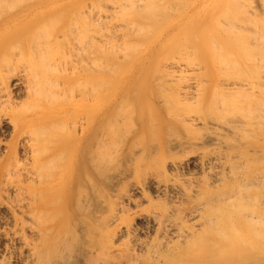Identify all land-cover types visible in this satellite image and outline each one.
I'll list each match as a JSON object with an SVG mask.
<instances>
[{
    "label": "bare ground",
    "instance_id": "1",
    "mask_svg": "<svg viewBox=\"0 0 264 264\" xmlns=\"http://www.w3.org/2000/svg\"><path fill=\"white\" fill-rule=\"evenodd\" d=\"M144 1L96 16L86 0H0V133L9 132L0 138V264H264V69L255 73L264 59L251 44L248 61H188V50L186 61L149 60L181 22L161 27L160 0ZM166 7H157L164 17ZM125 9L159 20V48L112 51L104 63L105 48L123 42L112 45L116 32L94 23ZM231 15L218 24L263 39L262 14L251 27L240 14L246 31ZM134 20L116 36L125 46ZM184 148L192 160L174 156Z\"/></svg>",
    "mask_w": 264,
    "mask_h": 264
},
{
    "label": "rangeland",
    "instance_id": "2",
    "mask_svg": "<svg viewBox=\"0 0 264 264\" xmlns=\"http://www.w3.org/2000/svg\"><path fill=\"white\" fill-rule=\"evenodd\" d=\"M103 0H86V2H87V6L89 7H87V9H88V13H92V14H94V13H96V12H99L100 14L102 13L101 11H104V10H111L112 11V8H110V7H112V5L111 4H113L114 6L115 5H117V4H119L120 2H124L125 0H114V1H112V0H110V2H108L107 0H106V2H108V3H106L105 2V0H104V3L102 2ZM117 1V2H116ZM119 1V2H118ZM127 1V0H126ZM148 3H150V2H152V0L151 1H149V0H146ZM146 1H144V2H146ZM157 2L156 0H153V2ZM159 1V0H158ZM164 1L165 0H163V3H162V0H160V2H157V4H159L158 6H159V9L160 8H162V6L164 7V5L166 4V3H168V5H169V7H172L173 6V8H172V10L170 11L171 13L170 14H167L166 12L167 11H169V10H167L165 13L167 14V15H165V17L163 16V14H162V12H160V10H158V6H157V4L155 3V5H153V6H155V8H156V10H153V12L154 11H156L155 13H157L158 11H159V13H157V14H159V17H161L160 19H159V17H158V19L160 20H155V17L154 16H150V15H152V14H144L143 12L141 13V11H138V10H136L135 12H131L130 11V13H132L133 15H134V13H139L138 15L139 16H137V14H135L134 15V17H133V15L131 16V15H129L128 14V10L127 9H125V10H127V11H125V12H123V11H121L120 12V14H121V16H122V14H127V16L125 15H123V19H121L122 17H119V15L118 14H116V13H111V15H110V13H109V11L107 12L106 11V14L107 13H109V14H107V16H111V17H113L114 16V18H111L110 17V19L111 20H109L108 19V17H107V19H108V21L105 23V22H103V24L101 23V24H99V25H97L96 24V22L94 23V25L96 26V28H100L101 27V25H104V26H102L100 29H103L104 30V28L105 29H107L108 28V30H109V32H111L112 33V31L115 33L116 32V35L113 33V35H115V37H114V39L112 40V42H115L114 44H112V45H119V43L121 44L122 42H123V44H121L120 46H118V47H114L113 49H111L110 47H106L105 49L106 50H108V51H110V49H111V52L112 51H114V53H115V51L116 52H120L119 54L120 55H123V53L124 54H126V52H127V54L130 56V54H131V56H138V54H144V53H146V51L147 50H149V49H151L154 45H156V42L158 43V46L161 48H159L158 46H154L155 48H159V49H157V54L159 55V56H157V54H156V49H154L152 52H153V54H149V55H147V56H150L148 59L149 60H151V59H158V58H163V56H164V58L166 59V57L168 58H175V59H179V60H181L180 59V57L181 58H183L184 57V55L186 56V54L184 53V52H186L187 50V59H188V61H189V59H191V60H196V61H201L203 58H204V60H215L216 61V55H217V59H219L220 60V58H221V60H222V57H224V55H227V56H225V57H228L227 59L228 60H236V61H239L238 59H241L240 61H245V59L246 58H248V56H250V58L249 59H246L247 61L248 60H250V59H252L251 57H253L254 56V52H255V56L253 57L254 59L256 58V59H264L263 57L261 58V56H264V37H262L263 39V41L261 40V38H260V40L262 41V43L263 44H261V41H257V39L259 40V37H257V34H255L256 36L255 37H257V39H255V37H252V35L253 34H251L252 32H253V30H252V28H247L246 26V28L247 29H251L252 30V32L250 33V32H248V30H247V34H246V32H245V34H246V37H247V42H246V37H245V35H244V33L241 31V30H239L238 31V29H236L237 27H236V25H232L231 23H230V26H228L229 24H227V26L229 27V28H227V26H225V24L223 23V26L222 25H219L220 23L218 22V20L220 19V22H224L225 21V23H226V21H228V20H230V16L229 17H227L229 14H233L234 16L236 15V17H232V15H231V17L232 18H234V19H237L238 20V18L241 16V15H244L240 20L241 21H245L246 20V18L248 19L247 21H250V22H252V20H250V19H252L253 18V21H254V17L256 18V20L259 18V20H257V22L258 21H261V18H262V16H263V19H262V21L264 22V5L262 4V3H260V0H253V3H252V0H245V1H247L248 3H249V6H248V3H246V2H244L243 0H239V3L238 2H236V3H238L242 8H240V7H235L236 5H238V4H236L235 3V0L234 1H232L231 0V2H230V0H177V1H175V0H166L165 2L166 3H164ZM185 1V2H184ZM229 2V4H228V2ZM91 2V3H90ZM96 2V3H95ZM152 2V3H153ZM176 2V3H175ZM179 2L181 3L180 5H179ZM182 2H184V3H182ZM235 3L234 5L235 6H233V4L232 3ZM254 2H257V3H254ZM261 2H263L262 0H261ZM91 4V6H90V4ZM94 3V4H93ZM106 3V4H105ZM125 3H127V2H125ZM152 3H150L149 5H152ZM170 3V4H169ZM178 3V4H177ZM224 4L222 7H221V5L222 4ZM228 4V6H227V4ZM244 3V4H243ZM260 3V4H259ZM96 4H98V6L96 5ZM142 4L144 5V3H143V0H142ZM147 4V3H146ZM164 4V5H163ZM172 4V5H171ZM174 4H176V5H174ZM245 6L246 8H243V6ZM261 4H262V6H261ZM94 5V6H93ZM109 5V6H108ZM171 5V6H170ZM179 5V6H178ZM183 5H185V6H183ZM232 5V6H231ZM238 5V6H239ZM247 5V6H246ZM254 5H256L255 6V9L253 8V10H254V12L255 13H253V10H252V6L254 7ZM259 7H258V6ZM102 6V7H101ZM104 6V7H103ZM106 6V7H105ZM125 6H126V4H125ZM128 6V5H127ZM153 6H152V8H153ZM176 6V7H175ZM183 6V7H182ZM224 6H226L229 10V12H230V10H231V13H229L228 11H226L225 10V8L226 7H224ZM169 7H166V8H169ZM224 7V8H223ZM248 7V8H247ZM92 8V9H91ZM128 8V7H127ZM145 8H150V6L148 7V5H146V7ZM155 8H153V9H155ZM175 8V9H174ZM223 10H222V9ZM226 8V9H227ZM236 8V9H235ZM92 11H91V10ZM95 9V10H94ZM96 9H97V11H96ZM101 11H100V10ZM163 9V8H162ZM165 9V8H164ZM161 10V11H163V13H164V11L165 10ZM170 9V8H169ZM238 9H242V13H241V11H238ZM243 9H245L244 11H245V13L243 12ZM174 10V11H173ZM180 10V11H179ZM221 10L223 11V14L225 13L226 14V17H225V20H224V16L222 17V18H220V15H219V17H218V14H222V12H221ZM247 10H248V13H247ZM255 10H257V11H255ZM261 10H262V12H261ZM95 11V12H94ZM138 11V12H137ZM225 11V12H224ZM94 12V13H93ZM221 12V13H220ZM229 14H228V13ZM234 12V13H233ZM257 12H258V14H257ZM99 13H97V15L99 14ZM194 13V14H193ZM238 13V14H237ZM99 14V15H100ZM117 16H116V15ZM142 14V15H141ZM241 14V15H240ZM248 14V15H247ZM250 14H253V15H250ZM261 14H262V16H261ZM94 15H96V14H94ZM94 15H90L89 16V21L91 22V23H93V18H91V16L92 17H95ZM96 15V16H97ZM143 15H145V16H143ZM147 15V16H146ZM163 17H162V16ZM169 15V16H168ZM237 15H238V17H237ZM135 16H136V18H135ZM141 16V17H140ZM168 16V17H167ZM246 16V17H245ZM251 16H253V17H251ZM259 16H261V17H259ZM132 17V19L134 20V18L136 19V20H134V23L135 24H139L140 26H141V28L143 29V28H145V29H143V31L144 30H147V31H144V32H142V30H141V28L139 29V27L137 26V28L142 32V34L144 35H142L141 37H140V39L139 38H137V37H139L140 35H141V32L139 33V32H137L136 33V31L138 30L137 28V30L135 29V27H133V26H136V25H134V23L132 24V28L131 29H133L134 28V32H131L130 30H128L127 29V38H128V43L130 42V45L129 44H127V46H125V44H124V39H120L119 37H116L118 34L119 35H121L122 33L124 34V33H126V24H124L127 20H129L130 18ZM143 17H144V19H143ZM146 17H147V20H149L148 22H150L151 21V24H149L148 22H147V20H146ZM153 17V18H152ZM216 17V18H215ZM91 18V19H90ZM117 18V19H116ZM126 18V19H125ZM150 18V19H149ZM181 18V19H180ZM214 18H215V20H214ZM226 18L228 19V20H226ZM139 21H138V20ZM140 19H143V20H140ZM223 19V21H221ZM242 19H244V20H242ZM163 20V21H162ZM180 20V22H181V24H180V26L178 27V28H176L175 30H172L173 32H174V34H173V32L172 31H170V33L172 34V35H168L166 38H168V39H162V40H158L157 38H158V34L160 33V31H161V27L163 26V25H165L166 23H169V22H176V21H179ZM236 20V21H237ZM240 20H238V22L240 21ZM114 21V22H113ZM116 21V22H115ZM137 21V22H136ZM143 22V24H144V22H145V24L147 25H143L142 23H140V22ZM155 21V23L156 22H160L162 25H161V27H157V26H160V23L158 24V23H156L157 24V26L155 25V23L153 24L152 22H154ZM231 22H233V19L232 20H230ZM235 20H234V24H236V23H238V22H236ZM247 21H245V23L247 22ZM121 22H122V24L124 25V26H122V24H121ZM236 22V23H235ZM91 23H89V24H91ZM115 23V24H114ZM148 23V24H147ZM164 23V24H163ZM217 23V24H216ZM219 23V24H218ZM240 23V22H239ZM238 23V24H239ZM245 23H243L242 22V24H245ZM247 23H249V22H247ZM246 23V24H247ZM255 23H256V21H255ZM262 23V22H261ZM261 23H256V25H258V26H260V27H262L263 28V30H264V26H261ZM109 24H112L111 26L109 25ZM142 24V25H141ZM241 23H240V25L238 26L239 28H241L242 30H243V26L244 25H242ZM260 24V25H259ZM262 24H264V23H262ZM93 25V24H92ZM90 26V28H89V30L91 29V28H93V30H98V29H96L95 27H93V26ZM118 25H120V26H118ZM235 28V30H234V28L232 27V26ZM248 25V24H247ZM249 27H251L252 25H253V22L252 23H249ZM107 26H109V27H107ZM113 26V27H112ZM122 26V27H121ZM143 26V27H142ZM148 28V29H146V27ZM150 26H151V28H150ZM241 26V27H240ZM104 27V28H103ZM107 27V28H106ZM119 28L121 31H119L117 28ZM153 27V28H152ZM221 27H223V28H221ZM225 27H226V29H225ZM253 27H255V29L254 30H256L257 28H256V26H255V24H254V26ZM258 28V29H261L262 30V28ZM109 28H113V29H115V30H111V29H109ZM155 28H158V29H155ZM197 28H198V30H197ZM230 28L232 29V30H234V34H232L233 33V31H230ZM245 28V29H246ZM154 29H155V33H152V30H153V32H154ZM244 29V30H245ZM257 29V33H258V36L260 35V34H262L261 33V31H260V34H259V30ZM92 30V29H91ZM102 30V31H103ZM111 30V31H110ZM124 30V31H123ZM150 30V31H149ZM159 30V31H158ZM207 30L209 31V33L207 32ZM224 30H226V31H224ZM227 30H229V31H227ZM243 30V31H244ZM250 30V31H251ZM95 31H91V35L93 34L94 35V33H95V35L94 36H91V37H93L92 39H94V37H96V34L98 35V33H96ZM105 31V30H104ZM129 31V32H128ZM158 31V32H157ZM196 31V33H194ZM211 31V32H210ZM235 31H237V33H235ZM246 31V30H245ZM94 32V33H93ZM98 32V31H97ZM118 32V33H117ZM120 32H121V34H120ZM129 33H130V35H133V36H130L129 35ZM149 33V35H147ZM250 33V34H249ZM254 33V32H253ZM136 34V35H135ZM146 34V35H145ZM152 34H154L153 36L154 37H152L151 38V36H152ZM192 34V35H191ZM208 34H210L209 36H208ZM238 35V36H236L235 37V35ZM241 34H243L242 35V38L240 37L241 36ZM175 35V36H174ZM228 35V36H227ZM250 35V36H249ZM263 35V34H262ZM261 35V36H262ZM137 36V37H136ZM212 36V37H211ZM254 36V35H253ZM135 38L134 40L133 39H130V38ZM148 37V38H147ZM169 37H172L171 38V41L169 42L168 41V43L166 42L167 40H170V38ZM183 37V38H182ZM188 37V38H187ZM190 37V38H189ZM211 39H210V38ZM215 37V38H214ZM222 37V38H221ZM231 37H232V39H231ZM234 37V38H233ZM196 38V39H195ZM236 38V39H235ZM252 38V39H251ZM143 39H144V41H143ZM148 39V40H147ZM151 39V41L153 40V42H151V41H149ZM157 39V41H155ZM186 39V40H185ZM191 39V40H190ZM193 39V40H192ZM229 39V40H228ZM251 39V40H250ZM253 39H255L253 42H252V40ZM121 40V41H120ZM135 40H137V42L135 41ZM190 40V41H189ZM210 40H212V41H210ZM218 42H217V41ZM222 40V41H221ZM227 40V41H226ZM235 40V41H234ZM243 40V41H242ZM134 41V42H133ZM141 41H142V43H141ZM149 41V42H148ZM155 41V42H154ZM160 41V42H159ZM161 41H164V42H161ZM213 41H214V43H213ZM234 43H233V42ZM240 41V42H239ZM242 41V42H241ZM249 41H251V42H249ZM257 41V42H256ZM132 42H133V44H135V43H138V42H140L141 43V45L143 44L144 46H145V44L146 43H148L149 45H151V46H149L148 44H146V45H148V47H149V49H148V47L147 46H145L146 47V51H144L143 49L145 48L143 45L140 47H138V45H140V44H136V45H133L132 44ZM185 43V45L184 44H182V43ZM210 42V43H209ZM221 42V43H220ZM224 44H223V43ZM259 42V43H258ZM145 43V44H144ZM154 43V44H153ZM164 45H163V44ZM190 44L189 46H188V44ZM211 43H213V44H211ZM219 43V44H218ZM250 43V44H249ZM162 44V45H161ZM209 44V45H208ZM215 44V45H214ZM241 44V45H240ZM242 44H244V46L242 45ZM256 45V46H254L255 47V51H254V47L252 48V45ZM262 45L263 46V48L260 46V45ZM130 46V48H131V46L132 47H136V48H134V52L135 51H137V52H133L132 50H130V53L128 52V49L127 48H124V47H129ZM176 45H178V46H176ZM181 45H182V47H181ZM214 45V46H213ZM216 45L218 46V47H216ZM222 45V46H221ZM235 45H237V46H235ZM247 45V46H246ZM259 45V46H258ZM109 46V45H108ZM163 46V47H162ZM171 46V47H170ZM194 47V51L193 52H195V53H192V50L193 49H191V48H193ZM206 46V47H205ZM208 46V47H207ZM221 48H220V47ZM225 46V48H223ZM249 46H251V47H249ZM261 47L262 49H257L258 47ZM143 47V48H142ZM165 47V48H164ZM180 49H178V48ZM184 47H186V49L184 48ZM236 47L238 48V49H236ZM249 47V49H246V48H248ZM118 48V49H117ZM124 48V50H122ZM129 48V49H130ZM181 48H182V51H181ZM215 48V51L213 50ZM116 49V50H115ZM121 49V50H120ZM136 49V50H135ZM174 49L176 50V51H174ZM191 51H190V50ZM198 49V50H197ZM221 50V51H218V50ZM246 49V50H245ZM252 50V52L250 51V53H249V50ZM185 50V51H184ZM208 50V51H207ZM228 50V52L226 53V51ZM242 50V51H241ZM258 50H259V52H260V54H259V52H258ZM92 51V50H91ZM107 51V52H108ZM123 51V52H122ZM140 51V52H139ZM142 51H144V52H142ZM150 51V50H149ZM183 52L182 54L180 53L179 54V52ZM214 53H216L217 52V54H215V56L214 55H212V54H214ZM222 51H223V53H222ZM245 51V52H244ZM246 51H247V54H246ZM254 51V52H253ZM257 51V52H256ZM90 52V51H89ZM106 52V53H107ZM121 52H122V54H121ZM139 52V53H138ZM142 52V53H141ZM169 52H170V54H172V57H171V55L169 54ZM191 52V53H190ZM199 52V53H198ZM212 52V53H211ZM219 52H221V53H219ZM226 54H225V53ZM92 53V52H91ZM105 53V61H104V63H106V62H108L109 60H110V58H111V60H116V56H115V54L113 53V54H111L110 52H108V54H106ZM147 53H148V51H147ZM230 53H232V54H230ZM262 53H263V55H262ZM75 54V53H74ZM119 54H117L116 53V55H119ZM169 54V55H168ZM190 54V55H189ZM196 54V55H195ZM223 54V55H222ZM73 55V54H72ZM112 55H114V57H112ZM156 55V56H155ZM161 55V56H160ZM177 55V56H176ZM179 55V56H178ZM181 55H183V56H181ZM195 55V56H194ZM222 55V56H221ZM233 55H234V57H233ZM237 55V56H236ZM242 55V56H241ZM247 57H246V56ZM253 55V56H252ZM75 56V55H74ZM70 57L71 59H75V57ZM92 57H95V55L93 54V55H91ZM190 56H192V57H190ZM260 56V57H259ZM91 57V58H92ZM230 57V58H229ZM163 58V59H164ZM185 57H184V60L186 61L187 59H186ZM194 58V59H193ZM196 58V59H195ZM215 58V59H214ZM233 58V59H232ZM245 58V59H244ZM92 59H94V58H92ZM107 59V60H106ZM199 59V60H198ZM201 59V60H200ZM225 58H223V60H224ZM226 59V60H227ZM258 59V60H259ZM110 60V61H111ZM183 60V59H182ZM190 60V62H194V61H191ZM109 61V62H110ZM195 61V62H196ZM262 62H263V66L261 67V68H258V69H256V68H254V69H256V71H255V73L257 74V73H259L258 72V70L259 69H264L263 67H264V60H262ZM108 64V63H107ZM251 69V68H250ZM253 68L251 69V71L250 70H248V71H246L247 72V74H251L253 71L252 70H254ZM261 70H260V72H261ZM216 71V70H215ZM250 71V73H248ZM261 73H264V70H263V72H261ZM253 74H254V72H253ZM252 75V74H251ZM108 80H109V78H107ZM112 79V78H111ZM111 79L109 80V81H111ZM107 80V81H108ZM182 80V79H181ZM186 80H189V78L187 79L186 78ZM185 79H183L181 82H183V81H186ZM108 81V82H109ZM114 81V82H113ZM192 81H194V79L193 80H189L188 82H192ZM180 82V81H179ZM107 83V82H106ZM184 83V82H183ZM111 84V85H110ZM115 84H116V81L115 80H112L110 83H108V84H106V89L109 91V90H112L113 88H114V86H115ZM108 87H110V89H108ZM124 126L125 127H127L128 126V124L126 125L125 123H124ZM123 126V127H124ZM125 127H124V129H125ZM9 132H8V130H5L4 132H2V133H0V138L2 139V140H6V139H8L9 138V134H8ZM184 149H185V151H184ZM184 149H181V150H183L182 151V153H180L179 151H178V153H175L174 154V156H176V158H180V156L184 159V160H188V161H190V160H192L193 159V155H194V153L193 152H191V154H190V151L187 149V148H184ZM186 149H187V151H186ZM190 149V148H189ZM189 151V152H188ZM1 154V153H0ZM186 154V155H185ZM178 156V157H177ZM195 156V155H194ZM189 168H191L190 170L189 169H187V170H189V171H195V168L192 166V165H190L189 166ZM130 181V180H129ZM126 182V184H128V187L129 186H131V182H132V180L130 181V182ZM137 225L139 226V227H141V226H143V222L141 221V220H138V223H137Z\"/></svg>",
    "mask_w": 264,
    "mask_h": 264
}]
</instances>
